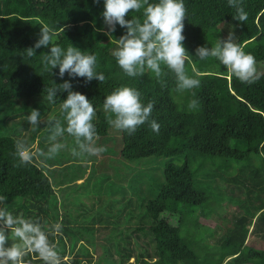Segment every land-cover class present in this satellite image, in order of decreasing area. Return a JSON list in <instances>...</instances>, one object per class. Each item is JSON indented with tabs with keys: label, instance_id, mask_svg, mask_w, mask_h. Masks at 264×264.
Listing matches in <instances>:
<instances>
[{
	"label": "trees",
	"instance_id": "16d2710c",
	"mask_svg": "<svg viewBox=\"0 0 264 264\" xmlns=\"http://www.w3.org/2000/svg\"><path fill=\"white\" fill-rule=\"evenodd\" d=\"M183 2L185 68L201 83L178 93L174 74L166 68L160 78L151 73L130 78L119 68L111 50L124 29L117 25L110 38L98 31L104 28V0H0V196L14 215L41 218L45 231L61 225L59 234L49 236L61 264H264V248L247 242L250 234L264 239V77L248 85L230 77L215 58L195 57L198 46H214L234 31L236 43L264 71V0H243L248 20L242 24L233 19L235 9L227 0ZM131 18L142 15L130 12L126 19ZM41 21L56 31L54 45L95 55L96 71L106 77L87 85L85 78L71 80L73 90L95 108L96 146L107 149L104 158L73 156L77 146L65 134L57 141L65 153L54 159L37 155L31 164L16 166L17 139L37 154L49 147L43 127L29 130L31 109L63 123L60 102L67 92L50 104L44 89L70 77L61 80L42 71V56L50 48L38 49L31 58L24 53L39 39ZM121 86L137 89L145 105L154 103L151 119L160 125L158 134L147 123L133 135L107 123L103 101ZM193 99L199 105L189 111ZM98 159L100 172L92 169L80 182L89 162ZM58 182H66L61 188L64 216ZM227 203L238 209L222 218L230 224L219 237L206 219L220 217ZM24 264L42 261L30 254Z\"/></svg>",
	"mask_w": 264,
	"mask_h": 264
},
{
	"label": "clouds",
	"instance_id": "9594fccd",
	"mask_svg": "<svg viewBox=\"0 0 264 264\" xmlns=\"http://www.w3.org/2000/svg\"><path fill=\"white\" fill-rule=\"evenodd\" d=\"M95 3L99 4L100 0H95ZM227 3L235 9L234 20L241 24L248 20V13L242 6L243 0H227ZM103 8L101 16L104 28L98 31L110 38L116 32L117 25L124 29L111 55L127 77L135 78L151 73L160 78L162 70L166 68L174 74L178 93L189 92L200 86L201 81L196 78V74L189 76L185 68L188 52L183 44L186 39L183 32L187 16L183 0H157L155 3L150 0H104ZM130 12L141 13L142 19H126ZM66 28L67 25H64L60 31ZM56 35L49 24L41 21L39 39L33 46L26 48L24 53L31 58L38 49L50 48V52L42 56V71L58 75L61 80L65 74L70 77L63 83L55 82L52 87L44 89L46 96L43 98L50 104H56L57 98L67 92V98L60 100L63 123L59 118L45 119L38 109H31L26 117L29 130L35 132L43 127L49 133V147L46 152L40 151L37 154L30 150L23 139H17L14 152L17 167L31 164L37 155L54 159L65 147L57 142L65 134L74 139L79 149H72L73 156L87 154L98 157L107 150L103 146H96L99 137L93 123L96 111L92 102L86 95L74 91L71 83V80L78 77L85 78V85L93 80L103 83L106 77L96 71L95 55L85 54L74 46L65 50L54 45L52 42ZM236 40L235 32L229 31L227 37L218 39L214 46H198L195 57L201 61L215 58L226 68L230 77L234 76L242 83L252 85L264 77V71L258 69L255 57L245 53ZM57 68L58 74L53 71ZM198 105V100H191L189 111ZM153 108L152 101L145 105L141 93L128 86L114 89L103 101L107 123L116 131L128 135H133L146 123L151 131L159 133L160 125L151 119ZM45 228L46 224L42 223L41 218L14 215L8 209L7 198L0 196V264H24V258L30 254L38 256L42 264H61L55 244L49 239L50 235L55 236L61 232V225L57 223L47 231Z\"/></svg>",
	"mask_w": 264,
	"mask_h": 264
},
{
	"label": "rangeland",
	"instance_id": "374dc122",
	"mask_svg": "<svg viewBox=\"0 0 264 264\" xmlns=\"http://www.w3.org/2000/svg\"><path fill=\"white\" fill-rule=\"evenodd\" d=\"M225 38H226V36H225ZM74 41L75 42H79V40H77V39H75L74 38ZM43 118L45 117V115L44 116H42ZM37 145V144H36ZM62 150H64L65 152H66V149H61L60 151H61V153H65L64 151H62ZM104 157H106L105 155H100L99 156V159L100 158H104ZM95 160V161H90L89 162V166H88V168L87 169H89L87 172H85V174L84 175H82L81 177H80V179H79V181L80 182H84V180H85V178H86V176H89L90 174H91V170L93 169L94 171H95V173H99L100 172V160ZM94 164V165H93ZM155 174H159V172H155ZM111 179V178H110ZM66 182H64V183H60L59 184V182L58 183H55V185H56V190L58 191L57 192V197L59 198V203H60V206H61V209L63 210V208H62V205H63V202H64V200L66 201V199H65V194H66V192H65V190H62L61 188L63 187V185L65 184ZM57 184H58V186H57ZM74 183H72V185H73ZM72 185H68V186H72ZM65 187V186H64ZM129 195H130V193H129ZM70 206H72V207H75V206H73L72 204L70 205L69 204V207ZM98 205L97 204H95L94 205V208L96 209V207H97ZM238 209V206H237V204H235V203H231V204H229V203H227V205H225V207H223V208H221V211H220V213H221V216L219 217L218 215H216V214H214V215H212L209 219H206L207 221H209L210 223H212L213 225H214V229L216 230V232H217V234H218V236L219 237H221V235L222 234H224V232L226 231V229H227V226L230 224V222L228 221V219L227 220H223L222 218H224V217H230L231 216V214L235 211V210H237ZM61 210V213H62V215H63V213H65L66 211H65V209L62 211ZM70 211H71V213H73V214H75V211H73L72 209H70ZM97 210H95V211H93L92 213H95V214H97L98 215V217L100 218V217H102L101 215H99V214H101L100 212H96ZM64 216V215H63ZM75 217V216H74ZM74 217L73 218H71V220H72V222H74V224H75V221H74ZM117 217H114V219H116ZM80 222H77L76 224H79ZM210 239V238H209ZM209 239H207V241H209ZM214 240H216V239H214ZM66 242L68 243L69 242V238L68 237H66ZM79 242V241H78ZM249 244H251V245H253V246H255V247H262V248H264V239H262V238H260V239H258L257 238V236L256 235H254V234H250L249 236H248V241H247ZM82 242H79L78 243V247L80 246V244H81ZM67 246H69V243L67 244ZM93 252H95V251H93ZM96 253V252H95ZM151 261H154V258H152L151 259Z\"/></svg>",
	"mask_w": 264,
	"mask_h": 264
}]
</instances>
